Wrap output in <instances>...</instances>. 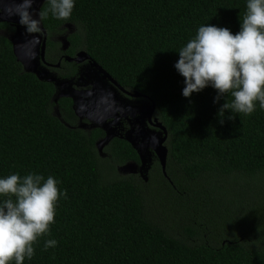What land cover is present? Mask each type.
Instances as JSON below:
<instances>
[{"label": "trees", "instance_id": "16d2710c", "mask_svg": "<svg viewBox=\"0 0 264 264\" xmlns=\"http://www.w3.org/2000/svg\"><path fill=\"white\" fill-rule=\"evenodd\" d=\"M246 6L247 0H74L70 19L50 12L42 19L48 29L76 27L70 54L82 48L121 85L155 102L168 130V176L155 160L147 182L119 173L141 161L130 142L114 138L101 153L103 131L63 121L74 114L70 100L56 102L55 86L26 71L0 34V178L51 176L62 193L49 234L24 264H264V109L257 101L251 115L229 119L233 113L225 110L220 117L231 94L214 103L217 92L208 86L186 98L174 67L200 26L239 32ZM48 8L45 0L41 11ZM161 194L172 198L162 204L164 219L153 209ZM47 240L57 245L45 250Z\"/></svg>", "mask_w": 264, "mask_h": 264}, {"label": "clouds", "instance_id": "9594fccd", "mask_svg": "<svg viewBox=\"0 0 264 264\" xmlns=\"http://www.w3.org/2000/svg\"><path fill=\"white\" fill-rule=\"evenodd\" d=\"M32 3L33 0H20L14 12L29 34L40 32L39 21L30 11ZM73 8L74 0H49V8L38 15L44 19L50 12L56 19L68 20ZM178 52L174 67L184 77V97L208 86L217 92L214 103L231 94V103L225 99L218 110L220 117L225 110H231L229 119H234L235 114L251 115L257 101L264 109V0H247L236 34L227 27L202 25L195 38ZM61 195L51 176L46 180L37 174L0 178V196L7 197L0 203V264H24L26 257H33V245L49 234L55 222ZM56 245V240H47L44 249Z\"/></svg>", "mask_w": 264, "mask_h": 264}, {"label": "flooded vegetation", "instance_id": "af4514ba", "mask_svg": "<svg viewBox=\"0 0 264 264\" xmlns=\"http://www.w3.org/2000/svg\"><path fill=\"white\" fill-rule=\"evenodd\" d=\"M44 1L33 0L30 9L33 17L41 12ZM19 3L20 0H0L1 16H9L8 7L14 13ZM15 16V19H19V16ZM43 26L45 31L40 28L39 33L29 34L19 22L0 18V34L10 39L13 47L14 43L19 47L20 56L27 59V66L29 64L36 74L44 78L43 80L55 86L54 100L57 102L62 97L70 100L74 114L68 113V120L63 119L65 123L88 132L96 129L103 131L104 135L97 139V147L101 153L114 138L125 139L134 146L133 143L135 145L145 143L143 133L160 132L152 123L155 114L151 119L148 116L147 106L150 103L148 99L143 96L135 97L131 94L135 92L134 90L104 77V74L91 64L90 60L96 61L91 56L83 62L67 59L68 56L74 57L83 50L78 48L74 54L69 53L71 47L69 35L76 31V27L66 23L60 28L48 29L44 22ZM21 63L26 69L25 63L22 61ZM55 112L62 118V112L57 106ZM149 155L151 161L148 172L141 169V161L127 162L137 167L132 174L141 176L146 182L149 180L155 160L161 165L152 149ZM142 172L146 175L143 176Z\"/></svg>", "mask_w": 264, "mask_h": 264}, {"label": "water", "instance_id": "95a60500", "mask_svg": "<svg viewBox=\"0 0 264 264\" xmlns=\"http://www.w3.org/2000/svg\"><path fill=\"white\" fill-rule=\"evenodd\" d=\"M7 13L9 16H1L2 14H0V18L2 20H12V21H16L19 22V19H15V15L14 13L9 9V7L7 8ZM34 19H37L39 21V27L42 28L44 31V26H43V22L42 19L40 18L39 15L34 16ZM14 52L18 58V60L21 62L25 63L26 66V71H30L34 74H36L35 70L28 64L27 66V59L26 58H22L20 56L19 53V47L14 43ZM44 55V53H43ZM67 59L69 61H76V62H83L87 59H90V55L85 51V50H81L77 53L76 56L74 57H70L68 56ZM91 64L95 67H97L99 69L100 72H102L104 74V77L109 78L110 80H112V82L114 83H118V81L112 76L110 75V73H108L102 66H100L96 61H91ZM36 76L43 80L44 78L41 77L40 74H36ZM133 96L135 97H141L143 96L142 93L135 91L134 93H131ZM148 116L150 117V119L153 117V115L155 114V109H156V104L155 102L151 101L148 106ZM152 123L155 127L160 129V132H147V133H143V139L145 140V143L143 144H138L135 145L133 143V145L135 146V148L138 150L139 155H140V159H141V169H144V172H148V166L150 165V155L151 154V149L153 150V152L157 155L161 166H162V170L165 176H168L167 171H166V166H167V157H168V146L166 144V141L168 139V130L166 128L165 125L162 124L161 121H159L158 117H155L152 119ZM132 141V140H131ZM136 166L133 163H126L125 165L121 166L120 171L121 170H125L128 173H133L136 170ZM143 173V176H145L146 174Z\"/></svg>", "mask_w": 264, "mask_h": 264}, {"label": "rangeland", "instance_id": "374dc122", "mask_svg": "<svg viewBox=\"0 0 264 264\" xmlns=\"http://www.w3.org/2000/svg\"><path fill=\"white\" fill-rule=\"evenodd\" d=\"M120 174H127L128 172L127 171H125V170H121L120 172H119ZM162 195V197L160 196V199L159 200H161V202H158L159 204H160V206L158 205V204H156L154 207H153V209L155 210V211H158L159 212V214H158V216H160L162 219H164V218H166V214H164L163 213V209H161L162 208V204L165 206V205H167V203L168 202H170L171 200H172V198H169V197H167L165 194H161ZM171 205V204H170ZM166 207V206H165ZM169 209V208H168Z\"/></svg>", "mask_w": 264, "mask_h": 264}]
</instances>
